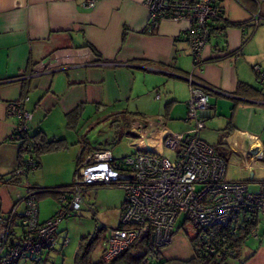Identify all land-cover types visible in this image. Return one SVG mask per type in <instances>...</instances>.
I'll use <instances>...</instances> for the list:
<instances>
[{
    "label": "crops",
    "instance_id": "0c3cea01",
    "mask_svg": "<svg viewBox=\"0 0 264 264\" xmlns=\"http://www.w3.org/2000/svg\"><path fill=\"white\" fill-rule=\"evenodd\" d=\"M84 1L0 0V178L20 168L19 143L9 140L19 120L7 115L9 103L26 99L24 108L32 114L30 135L42 132L69 144L67 150L44 155L19 187L0 181V213L10 211L26 188L71 186L75 132L66 127V115L80 106L85 110L82 130L99 113L114 120L126 116L127 134L134 120H143L146 132L141 134L149 141L137 142L143 148L162 151L160 140L166 132L183 133L192 127L187 121L190 94L185 78L192 58L186 24L166 20L150 28L145 0H96L94 8H86ZM217 2L223 16L212 24L203 68L195 77L209 88L202 138L214 147L225 144L227 161L241 166L250 138L264 145V85L253 70L260 66L264 71V24L254 29L251 22V14L259 10L264 18V0ZM241 84L257 92L238 93ZM54 199L56 211L39 207L40 222L58 213ZM63 232L59 227L61 238L68 237ZM257 243L244 254L252 256L246 264H264V235ZM63 249L47 254L45 264ZM78 250L79 245L75 257Z\"/></svg>",
    "mask_w": 264,
    "mask_h": 264
},
{
    "label": "built area",
    "instance_id": "2783aa9c",
    "mask_svg": "<svg viewBox=\"0 0 264 264\" xmlns=\"http://www.w3.org/2000/svg\"><path fill=\"white\" fill-rule=\"evenodd\" d=\"M145 3L150 28L155 29L166 20L186 24L184 36L192 58L191 73L185 78L189 85L187 121L192 124L191 129L183 133L166 132L160 140L164 151L157 152L138 146L137 142L146 139L141 134L145 124L143 120H134L127 139L137 149L136 154L119 160L109 149L87 153L70 188L61 194L58 213L45 222L39 220L35 193L26 188L10 211L0 213V264H45L47 254L61 244L63 247L69 244L67 237L60 243L57 232L61 222L85 207L91 210V189L102 185H114L125 192L119 226L107 229L103 254L106 263L145 240L155 248L169 246L177 230L183 228L175 226L182 214L197 230L199 247L218 259L235 254L226 246L227 238L247 229L249 224H255L249 234L251 239L260 241L264 235V190L251 193L247 182L228 181V161L202 138L210 110L209 88L195 77L202 71V53L211 40L210 24L223 15L222 7L216 0H145ZM83 5L94 8L96 0H85ZM251 22L254 29L264 24L260 10L251 14ZM253 70L264 85V71L260 66H254ZM25 101L7 106V115L19 120L9 138L12 142L29 130L32 114L25 110ZM250 142L240 161L249 172L264 163V145L257 138H250ZM166 151L174 153V162ZM37 168L36 161L28 158L15 176L26 178ZM221 228L227 229L222 239L225 247L218 250L214 241L216 231Z\"/></svg>",
    "mask_w": 264,
    "mask_h": 264
},
{
    "label": "rangeland",
    "instance_id": "374dc122",
    "mask_svg": "<svg viewBox=\"0 0 264 264\" xmlns=\"http://www.w3.org/2000/svg\"><path fill=\"white\" fill-rule=\"evenodd\" d=\"M261 89H264V87ZM127 122L126 116L114 120L112 116H107L105 113L96 114V118L92 120L87 129L82 130L81 128L80 133H74L73 135L74 143L71 144L70 149L76 159V166H78V163L80 165L83 162L89 151L109 149L116 159H123L136 154L137 149L130 146L127 136H125L127 135V132H125ZM142 142H147L146 144L149 145L147 139ZM163 151L162 148L161 152ZM166 155L170 161H175L173 152L166 151ZM78 158L80 162H77ZM263 165L264 163L260 162L256 169L248 172L239 164L230 161L228 162L226 179L228 181H248L251 193L263 191ZM252 174L254 175L253 179L249 181ZM91 190V194L93 193L91 210L85 207L77 216L61 222L60 231H64L63 235L68 236L70 244L63 249L61 255L53 256L50 264H74L75 253L80 240L84 237L93 236L98 231L101 232L100 239L92 257L95 262L103 258L107 229H115L119 226L122 208L125 203V192L114 185L97 186ZM39 203V207L46 212L56 211L57 205L55 199L51 196L42 198ZM175 226L176 228L180 226L183 228L177 230L171 244L161 251L163 258L184 261L192 259L194 252L190 239L196 236L197 230L189 222H186V216L183 214L179 217ZM62 240L63 238L60 239V243H62ZM258 244L257 241L249 239L244 248L243 257L247 252L253 251Z\"/></svg>",
    "mask_w": 264,
    "mask_h": 264
},
{
    "label": "trees",
    "instance_id": "16d2710c",
    "mask_svg": "<svg viewBox=\"0 0 264 264\" xmlns=\"http://www.w3.org/2000/svg\"><path fill=\"white\" fill-rule=\"evenodd\" d=\"M222 16L220 18L216 19L215 21L222 19ZM212 24H210L211 36H212L213 31H214ZM241 91L254 92L256 90L254 88L248 86V85L241 84L238 87V93ZM84 112H85L84 107L80 106L76 110H74L73 112H70L69 114H67L66 115V119H67L66 127L75 133L79 132L81 129L80 123L83 120ZM15 143H19L20 167L26 162V160L28 158H32L36 161L38 168H39L40 160L42 159V157L44 155L59 152L62 150H67L69 148V144L65 140H56V139L50 140L42 132H38L34 135H30L29 130L25 134L20 136L19 139ZM216 151L224 159L228 160L229 152H228V149H227L225 144L220 142L216 146ZM89 152H92V151H89ZM123 159H119V160H123ZM77 162H80L79 158H78ZM78 166H79V163H78ZM78 166H76V171H77ZM15 172L9 178L1 177L0 181L4 182L6 184H10V185L20 186L21 185V178L16 177ZM252 179H250V180H252ZM245 182L248 183V181H245ZM262 186L264 189V181L262 182ZM69 188H70V186L60 188V189H42V188H37V187H32L29 189L35 193V197H36L38 202L42 198H45L47 196H51L53 198H56L57 202L59 204L61 194L66 192ZM59 206H60V204H59ZM75 216H77V215H75ZM75 216H73V217H75ZM254 228H255L254 223L249 224L247 226V229L241 230L235 236H231L230 238H227L226 246L230 250H232L235 254L233 256L225 255L222 259H218L217 256L214 254L213 255H207L199 247L198 238L195 236V237H191V239H190V243H191V246L193 248L194 256L192 259L187 260V261H184V260H166V259L162 258V252L161 251L164 248H162V249L155 248L149 240H145L140 245L129 249L127 252H125L120 257H118L116 260H114L113 262H110V263H106L103 260V258L97 262H95L93 260L92 256H93V253L95 251L96 245L98 244V241L100 239V234H101V232L98 231L93 236L84 237L80 240L79 250H78V253L74 259V264H225L226 260H228V264H246L252 256L247 257V258H243V251H244V248L246 246V243L248 242L249 239H251L249 237V234H250L251 230H253ZM216 232H217V239L214 241V244L216 245L218 250H222L225 247L224 246L225 242L222 241L223 236H224L223 234H225L227 232V229L221 228L220 230H217ZM57 233H58V237L60 239H62L60 234H59V229H58ZM64 238L65 237H63V239ZM252 240H254V239H252ZM257 242H259V241H257ZM60 248H65V247H63L61 244L54 251H56ZM54 251H52V252H54ZM103 254H104V251H103Z\"/></svg>",
    "mask_w": 264,
    "mask_h": 264
},
{
    "label": "bare ground",
    "instance_id": "6f19581e",
    "mask_svg": "<svg viewBox=\"0 0 264 264\" xmlns=\"http://www.w3.org/2000/svg\"><path fill=\"white\" fill-rule=\"evenodd\" d=\"M152 148L153 150L157 151V152H161L157 147H150Z\"/></svg>",
    "mask_w": 264,
    "mask_h": 264
},
{
    "label": "water",
    "instance_id": "95a60500",
    "mask_svg": "<svg viewBox=\"0 0 264 264\" xmlns=\"http://www.w3.org/2000/svg\"><path fill=\"white\" fill-rule=\"evenodd\" d=\"M253 178V174L251 175V179Z\"/></svg>",
    "mask_w": 264,
    "mask_h": 264
}]
</instances>
